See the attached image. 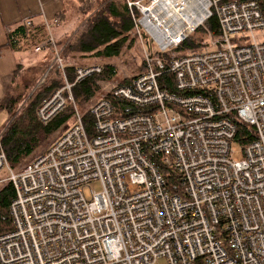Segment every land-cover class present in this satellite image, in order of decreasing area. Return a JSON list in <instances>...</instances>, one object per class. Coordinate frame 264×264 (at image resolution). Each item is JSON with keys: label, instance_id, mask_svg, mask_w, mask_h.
<instances>
[{"label": "built area", "instance_id": "built-area-1", "mask_svg": "<svg viewBox=\"0 0 264 264\" xmlns=\"http://www.w3.org/2000/svg\"><path fill=\"white\" fill-rule=\"evenodd\" d=\"M152 1L126 0L155 50L144 49L145 68L130 83L109 90L142 111L116 117L103 95L89 107V135L74 108L75 125L19 171L0 143V172L8 171L0 182L14 189L0 264H264V38L253 37L264 13L255 0H203L192 24L181 15L185 4L156 0L152 9ZM211 16L217 31H206L199 51L161 58ZM53 42L49 35L34 50ZM53 62L63 69L57 50ZM101 70L76 66L73 83L65 77L37 107L39 122L73 100L74 83ZM163 75L178 93L160 84ZM235 120L256 133L240 158ZM167 169L180 195L169 190ZM91 181L100 190L87 199Z\"/></svg>", "mask_w": 264, "mask_h": 264}, {"label": "trees", "instance_id": "trees-1", "mask_svg": "<svg viewBox=\"0 0 264 264\" xmlns=\"http://www.w3.org/2000/svg\"><path fill=\"white\" fill-rule=\"evenodd\" d=\"M255 1L264 13V0ZM96 3H103V5L92 14L91 7L96 5ZM94 9L92 8V10ZM88 13L90 16L84 21L82 26L72 36H65L67 32L64 34L62 29L65 28L69 18L74 15L75 18L76 16L79 18V22H82ZM138 16V10L134 7L129 8L126 0H81V2L75 3L71 8L59 12L56 15L57 21L52 24L55 26L51 25L50 30H47L43 22L31 23L28 26L23 21L7 32L6 46L11 51L25 52L36 59L34 63H18L16 65L0 99V112L7 116L9 115V120L4 124L0 143L7 164L12 170L19 171L26 165L27 162L23 163V161L49 135L60 132L54 138L56 139L66 130L74 120L73 103L76 107V103L82 107L87 105L101 90L103 83L113 79L116 73L114 64L107 61L101 64V72L93 73L84 80L74 83L70 88L73 103L68 100L65 107L47 124L43 125L36 116V109L39 104L48 97L53 89L64 85L63 75L68 82L73 83L74 81V70L77 64L70 62L69 59H76L77 61V58L82 57L107 59L118 56L125 46H132L138 39L139 33L135 24V19ZM217 27L216 18L211 16L204 20L203 26L197 27L177 48L161 54V58L167 62L169 57L178 55L181 52L184 54L186 52L199 51L204 46L206 31L209 29L216 33ZM51 34H53V44H47L44 49L35 51V46L47 40ZM55 50L58 51L63 62L62 70L53 62ZM144 68V63H142L136 73L121 79L119 85L130 83ZM45 73L46 75L43 78ZM33 77H35L34 80H32ZM41 78H43V81L38 84ZM159 82L171 92L178 93L170 75L159 77ZM33 85L35 88L26 99V103L15 114V109L19 105L20 100L24 99ZM106 96L112 100L114 116L116 117H124L128 114V111H142L120 98L113 97L109 92ZM81 116L86 129L92 134L89 109H84ZM235 124L236 133L233 141L242 149L247 143L256 138V133L252 126L241 121L235 120ZM167 172L166 184L169 190L180 195L181 189L178 184V176L172 169H167ZM13 197L14 189L12 183L10 181L1 182L0 233L12 228L9 205Z\"/></svg>", "mask_w": 264, "mask_h": 264}, {"label": "rangeland", "instance_id": "rangeland-1", "mask_svg": "<svg viewBox=\"0 0 264 264\" xmlns=\"http://www.w3.org/2000/svg\"><path fill=\"white\" fill-rule=\"evenodd\" d=\"M143 2L147 3L148 0H143ZM178 3L179 4L180 3L185 4L186 12H181V15L186 20V22H190L191 19L193 20V19L197 18L203 12V8H204L203 0H178ZM102 5H103V3H96V5H93L91 7V13L93 14L95 11H97V9H100ZM188 6H190V8H188ZM92 8H95V9L92 10ZM89 16H90V14L88 13L87 17L82 22H79L80 21V20H78L79 18L77 16L75 18V16L72 15L71 18H69V21L65 24V28L62 29L64 34L67 32L65 36H69V35L72 36L74 34V32L82 26L84 21ZM68 28H70V29H68ZM138 31L137 32L139 33V37H138V39H136L134 44L132 46H129V47L125 46L121 50L119 55L116 57L107 58V59H99V58H93V57L83 58L82 57V58H77V61H76V59H69L70 62L77 64L76 66H78V65H91V64L101 65L104 62L109 61V62L113 63L114 66L116 67V73H115L113 79H111L110 81L104 82L101 90L95 95V97L92 100H90L87 103V105L82 107L80 105L78 106V104L76 103V105H77V107H76L75 104L73 103V100H72L73 108L76 107L78 109L79 113L80 112L83 113L84 109H87V108L89 109V106L92 103H94V101H96L101 96L106 95L112 87L119 85V82L121 79H123L124 77H127V76H131L132 74H134L138 71V68L143 63L142 42H140V39L142 38V41L144 42L145 46H148V47L151 46L150 44L145 42L148 39L146 38V33L144 32V30L143 29L141 30V28H140ZM140 34H141V36H140ZM263 35H264V29L256 30L253 33L254 38H264ZM209 48H210V46H209ZM151 49H154V47L151 46ZM181 54H183V53L181 52L178 55H181ZM27 57H28V63H34L36 60L35 57L32 58L31 54H28ZM34 78L35 77H33L32 80H34ZM34 88L35 87L33 85L30 88L29 93L25 95L24 99L20 100L19 105L15 109V114L18 113L20 111V108L26 103V99L30 96V94L32 93ZM8 120H9V115L7 116V115L3 114V116H0V124H2L3 126L5 123H7ZM3 130H4V128H3ZM3 130H2V133H3ZM57 133L59 134L60 132H55V133H52L51 135H49L41 143V145H39L35 149V151L23 161V163L24 162L29 163L38 154H40V152L44 151L48 147V145L51 143V141L57 136ZM233 145L236 148V152L233 155L236 156L237 158H240L241 157L240 146L237 143H233ZM7 173H8L7 169L3 168L2 171L0 172V177L6 176ZM90 189L94 190L95 192L99 191L100 190L99 183L98 182H92L88 186L84 187V194H85L87 199L90 198V191H89ZM158 264H166L165 259L160 258L158 260Z\"/></svg>", "mask_w": 264, "mask_h": 264}, {"label": "crops", "instance_id": "crops-1", "mask_svg": "<svg viewBox=\"0 0 264 264\" xmlns=\"http://www.w3.org/2000/svg\"><path fill=\"white\" fill-rule=\"evenodd\" d=\"M78 2L81 0H0V99L16 65L28 63L25 52H14L6 46L7 32L25 19H30L32 24L45 19L52 25L59 12ZM3 114L0 112V116Z\"/></svg>", "mask_w": 264, "mask_h": 264}, {"label": "bare ground", "instance_id": "bare-ground-1", "mask_svg": "<svg viewBox=\"0 0 264 264\" xmlns=\"http://www.w3.org/2000/svg\"><path fill=\"white\" fill-rule=\"evenodd\" d=\"M162 2H163V0H161ZM168 2H170L171 3V5H172V7H174L175 6V4H178V0H167ZM159 3V2H158ZM155 5H157V1L156 0H153L152 1V4L150 5L151 7L150 8H154L155 7ZM149 10H145L144 9V12L146 13V12H148ZM201 15L200 16H198L197 18H195V19H191V21H190V23H192V24H195L197 21H199L200 19H201ZM195 29L192 31V32H194L197 28L196 27H194ZM136 30H137V28H136ZM138 31V30H137ZM139 32V31H138ZM140 36H141V34H140ZM146 38L149 40H147V41H145L146 43H148V44H150L151 46H153L154 47V49H151V46H145L144 45V42L142 41V38L140 39V42H142V51H144V49H146V50H151V51H154L155 50V45H154V43L152 42V40H151V38L148 36V35H146ZM143 54H144V52H143ZM182 55V54H181ZM98 66H100L101 68H102V66L101 65H98ZM74 74H75V70H74ZM65 78V76L63 75V79ZM43 80L42 79H40V81H39V83L38 84H40L41 82H42ZM63 87V86H62ZM62 87H59V88H55V89H60V88H62ZM55 89H53V90H55ZM52 90V91H53ZM63 94L65 95V96H67L68 95V92L66 91V90H64L63 91ZM69 99H66V102L68 101ZM71 101V100H70ZM66 104V103H65ZM59 113V112H58ZM57 113V114H58ZM56 114V115H57ZM53 118V117H52ZM51 118V119H52ZM2 125V124H1ZM72 125H75V122H74V120L72 121V123L67 127V128H69V127H71ZM84 127H85V125H84ZM85 129H86V127H85ZM86 131H87V133L90 135V133H89V131L86 129ZM54 141V140H53ZM52 143V142H51ZM50 146V145H49ZM31 162V161H30ZM27 164V163H26ZM10 168V167H9ZM11 169V168H10ZM12 170V169H11ZM14 171V170H13ZM3 182V181H2ZM92 182H94V181H91V182H89V184L90 183H92ZM1 183V182H0ZM88 184V185H89Z\"/></svg>", "mask_w": 264, "mask_h": 264}]
</instances>
